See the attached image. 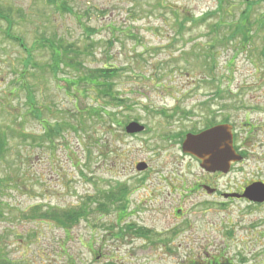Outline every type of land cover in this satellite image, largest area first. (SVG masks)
I'll return each instance as SVG.
<instances>
[{"label":"rangeland","instance_id":"obj_1","mask_svg":"<svg viewBox=\"0 0 264 264\" xmlns=\"http://www.w3.org/2000/svg\"><path fill=\"white\" fill-rule=\"evenodd\" d=\"M64 1L66 7L56 8L47 0H0V129L8 137L0 162V257L12 264H188L224 252L231 260L242 253L245 264H264V205L221 206L219 199L211 204L210 196L198 194L183 201L189 188L177 185L172 204L183 211L182 218L177 220L162 208L158 222V230L170 224L178 228L181 220L191 225L177 229L174 252L157 248L156 254L124 255L123 242L112 235L116 231L108 232L121 205L110 200L104 213L91 204L102 192L125 186L128 210L142 212L148 208L150 189L163 186L159 176L174 165L183 172L173 178L182 179L186 173L191 174L184 177L191 183L199 178L196 166H188L163 138L200 129L216 112L228 115L232 125L238 88L245 102L252 104L249 100L256 96L260 98L256 105H264V28H252L243 48L240 34L226 41V28L214 34L216 28L187 23L178 32L176 14L180 19L199 17L213 11L218 0H60V4ZM243 9L240 4L237 13ZM8 34L20 39L28 52L8 40ZM57 41L77 49L74 58L81 69L51 66L58 60L49 43ZM108 65L120 70L111 84L125 100L121 109L90 87L70 84L86 70ZM218 88L231 97L216 100ZM99 106L116 113V118L90 111ZM252 117L264 120L260 112ZM46 122L64 126L46 133L42 127ZM124 122L140 123L145 132L129 136ZM21 131L31 138L24 142L12 137ZM139 162L151 169L147 178L136 176L133 165ZM262 169L258 174L264 178ZM233 178L225 177V182L232 183ZM201 201L208 205L191 207ZM84 203H90L85 211L91 213L69 231L61 219L47 215Z\"/></svg>","mask_w":264,"mask_h":264},{"label":"flooded vegetation","instance_id":"obj_2","mask_svg":"<svg viewBox=\"0 0 264 264\" xmlns=\"http://www.w3.org/2000/svg\"><path fill=\"white\" fill-rule=\"evenodd\" d=\"M1 14L3 13L0 11V15ZM259 100L260 98L251 96L249 101H253L256 108L253 107V103L250 104L245 102L242 96V91L240 88H238L235 95V116L232 125L225 123V116L221 115L220 112H216V114H214L216 117L209 121H205L203 127L200 129L195 130L193 127L186 129L187 133H185L184 136H177V133L164 136L163 140L167 141L169 144L172 143L171 148H175L173 152L177 153L182 159H187L188 166L189 164L196 166V169L198 170L197 175L199 178L193 181V183L188 181L189 179L187 177L191 176V174L187 176L188 173L183 175L184 177L187 176L186 178L183 177L179 180L173 178L175 175L179 176L178 174L183 172L182 169H178V167L174 165L171 169H168L166 175L162 174L159 176L158 181L164 185H157L154 188L152 187V189H150L148 192L146 196V198H148V206H146L148 207L146 208L147 210L142 209V212H140L135 208L130 211L128 210V200L126 202H123L122 200L120 201L122 203L120 204L121 209L118 211L116 210L114 217L115 223L114 225H108V232L110 231V233H112L111 229L116 231L115 234L112 235H114V239L117 242H123V247L126 249L124 255L130 253V255H141L144 252H147L150 255L156 254L158 250L157 248H161V250H164L168 254L174 252V241L177 239V235L179 234H177V229H189L191 225L181 220L178 223L180 224L178 228H175L176 225L170 224L167 228L158 230V222H162V214L160 213L163 211L161 210L162 208L169 209L177 220H179L178 217L180 216V219L182 218L183 211L176 205L172 204L174 202V196L177 195L176 188L178 186L181 188H189V191H184V195H182V198H180V200L183 199V201L192 197L194 194H198V197H200V195L210 196L211 204H214L212 201L215 199H219L221 206H224L225 203L232 202H245L251 206L264 205V203L257 204L243 198H225L226 195L242 196L244 191L252 185L264 186V178L258 174L260 172L258 169L260 170L263 168L261 172L264 171V120H262V118L257 120L252 117L258 112L264 114V112L259 109H264V105L262 103L259 106L256 105V102ZM177 115L179 114H176L175 117ZM255 121L256 123H254ZM129 123L131 122L126 123V126ZM224 125L231 126L232 133L229 146L232 149L233 155L230 163H228V171L224 172L222 170H212L211 168H205L203 167V162L199 158L183 151V143L186 139V136H197L208 129ZM143 132H145V130ZM182 132L184 131H179V133ZM142 133L133 134L132 136ZM222 146H224V144ZM137 164L138 163H135L133 165L135 172H137L136 176L140 175L139 178H147L151 172V169L148 168L146 163H144L146 164V169L143 171H138L136 169ZM229 176H234L232 183L229 181L227 183L225 182V177ZM174 180H177V182ZM143 182V180L140 181V183ZM121 189L124 192V197H126L127 191L124 190L127 188L122 186ZM125 199H127V197ZM116 202L120 203L119 201ZM196 205L199 207L206 206L208 204L206 201H201L192 204L191 207ZM143 213H149L151 215L148 217H143ZM167 224H169V222ZM237 258L239 259V256H235V258L231 260L228 256H225L224 252H222L211 256L209 259H203L200 261L195 259L190 260L188 264H237Z\"/></svg>","mask_w":264,"mask_h":264},{"label":"trees","instance_id":"obj_3","mask_svg":"<svg viewBox=\"0 0 264 264\" xmlns=\"http://www.w3.org/2000/svg\"><path fill=\"white\" fill-rule=\"evenodd\" d=\"M48 3L52 4L53 6L55 5L56 8L59 7H66V2L64 1L62 4H60V0H47ZM240 4L244 5V9L242 12H238L237 10L240 7ZM259 7H262L263 10L262 12H258L257 10ZM258 8V9H257ZM256 12V14H255ZM176 14V13H175ZM0 19H2V16H0ZM6 20V19H5ZM212 20H215L211 22ZM189 23L190 26L193 27H199V26H205L207 25V28H216L213 30L214 34L219 33L220 28H226V31H229V39L227 38L226 41H234L236 37L239 35L242 39L243 43V48L245 45H247L249 40L251 39L250 32L252 28H264V0H218L217 1V6L216 8L211 11L207 12L206 14H202L199 17H194L192 16H186L183 19H180V16L176 14V24L178 26V32H182L183 28H186V24ZM7 39L10 41H13L15 43H18V45L26 52L27 49L23 45L22 41L16 37L7 36ZM58 42V41H57ZM49 47L52 51V56L53 58L58 60V64L51 63V66L55 68V65L57 67H65L66 69H74L78 70L81 69L82 64L77 61V58H74V56L78 57L77 54V49L72 48L70 45L68 47L66 46H61V43H54L51 42L49 43ZM69 52L72 53L73 55L70 56ZM209 61L213 60V58L209 57L207 58ZM87 73L84 76H77L74 77L72 80H70V84L74 86L75 88L77 87H90L95 91V95H97L99 98H106V100L109 102L110 105H113L115 108H123L125 106V100L121 98L120 94L118 92H115L113 89V85L111 84V81L113 78H115L119 73L120 70L117 68H114L111 65L104 66L103 68H98L94 70H86ZM212 84L211 82H208ZM216 97V100L223 99L224 97L230 98L231 94L229 91L223 92L220 88L217 89V92L213 95ZM107 102V104H108ZM90 111L93 114H99L102 113L106 117L111 118H116V113H111L102 106L99 107H92L90 108ZM167 118V117H166ZM224 120L226 123L229 122V117L226 115L224 117ZM121 124V123H120ZM126 124V122L123 123V125ZM64 126V125H63ZM63 126L59 123H55L54 127L48 124L47 122L43 125L42 127L44 128V132H48L49 130L53 129V132L57 133L60 130L63 129ZM67 126V125H66ZM69 127V126H67ZM13 135L12 137H16L19 140H23L26 142L31 138L28 134H25L23 131L21 132H14L11 133ZM7 134L0 129V162L5 158V155L7 153ZM35 141V139H32ZM126 191V190H124ZM110 193V194H108ZM119 193H124L123 190L120 188L113 190L112 192H102L101 193V198L99 200L92 199V205L97 204V207L95 208L96 212H104L108 209V202L110 200L114 201H124L126 197L121 198L118 197ZM91 202V199H90ZM117 204H122L117 203ZM90 205V203H89ZM88 204L84 203V206H80L77 209H68L64 210L62 212H55V210L49 211L47 215H49V218L57 220V222H61L62 220V225L64 228H66V231H69L70 228L79 223L82 219L86 217V214L89 215L91 211H85L87 207L89 206ZM123 206V205H122ZM41 207V206H40ZM118 209L121 208V206L117 207ZM39 208H34L32 209L33 212H37ZM83 209V210H82ZM54 213H60V214H52ZM34 215L37 217V215L34 213ZM43 215V214H42ZM44 216V215H43ZM85 216V217H84ZM3 214L0 211V219H2ZM61 219V220H60ZM239 256V263L240 264H245L246 259L245 255L242 253L238 254ZM190 262V261H189ZM0 264H12L8 260L3 259L2 256L0 257Z\"/></svg>","mask_w":264,"mask_h":264},{"label":"water","instance_id":"obj_4","mask_svg":"<svg viewBox=\"0 0 264 264\" xmlns=\"http://www.w3.org/2000/svg\"><path fill=\"white\" fill-rule=\"evenodd\" d=\"M125 131L127 134H138L144 131V127L138 123H130ZM231 128L227 125L211 128L197 136H186L183 143V151L190 153L203 162V167L212 170L228 171V163L232 159ZM224 144V146H222ZM138 171L146 169V165L140 163L136 166ZM225 198H243L253 203H264V186L252 185L248 187L242 196L226 195Z\"/></svg>","mask_w":264,"mask_h":264}]
</instances>
